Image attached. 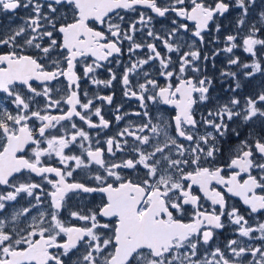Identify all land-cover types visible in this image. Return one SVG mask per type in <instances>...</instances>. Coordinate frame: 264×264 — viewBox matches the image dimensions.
I'll list each match as a JSON object with an SVG mask.
<instances>
[{"label":"flooded vegetation","instance_id":"af4514ba","mask_svg":"<svg viewBox=\"0 0 264 264\" xmlns=\"http://www.w3.org/2000/svg\"><path fill=\"white\" fill-rule=\"evenodd\" d=\"M262 7L0 0V264H264Z\"/></svg>","mask_w":264,"mask_h":264},{"label":"rangeland","instance_id":"374dc122","mask_svg":"<svg viewBox=\"0 0 264 264\" xmlns=\"http://www.w3.org/2000/svg\"><path fill=\"white\" fill-rule=\"evenodd\" d=\"M247 15H248L247 17L248 24L246 26L245 33L248 36V38L246 40L248 42L250 41L249 42L250 46L253 45V43L256 46V57L263 58L264 57V7L256 11L251 10ZM250 60H252V58L248 59V61ZM238 78L241 81H246L245 76L244 77L238 76ZM245 165H247V163H245ZM245 194H247V192Z\"/></svg>","mask_w":264,"mask_h":264}]
</instances>
